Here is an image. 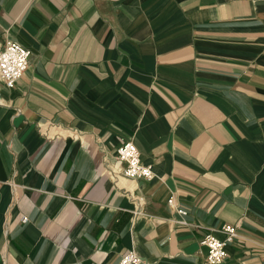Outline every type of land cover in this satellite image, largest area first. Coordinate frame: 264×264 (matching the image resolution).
I'll list each match as a JSON object with an SVG mask.
<instances>
[{"label": "crops", "instance_id": "1", "mask_svg": "<svg viewBox=\"0 0 264 264\" xmlns=\"http://www.w3.org/2000/svg\"><path fill=\"white\" fill-rule=\"evenodd\" d=\"M8 40L31 57L0 80V264H209L225 224L218 264H264V0H0Z\"/></svg>", "mask_w": 264, "mask_h": 264}, {"label": "built area", "instance_id": "2", "mask_svg": "<svg viewBox=\"0 0 264 264\" xmlns=\"http://www.w3.org/2000/svg\"><path fill=\"white\" fill-rule=\"evenodd\" d=\"M30 50L16 40H8L0 50V80L7 87H13L27 70L30 62ZM117 157L124 162L123 174L131 178L151 179L154 176L153 167L141 159V152L132 140H124L116 149ZM168 203L182 216L187 215L186 208L180 206L175 198H169ZM26 219V218H23ZM181 222L185 223L182 219ZM199 227V225H196ZM222 231L226 234L224 239L217 237L212 232L202 234L200 241L208 248L207 262L218 264L223 262L228 255L226 244L233 242L239 236L238 227L232 224L222 226ZM142 259L135 250H130L123 254L121 258L113 264H141Z\"/></svg>", "mask_w": 264, "mask_h": 264}]
</instances>
